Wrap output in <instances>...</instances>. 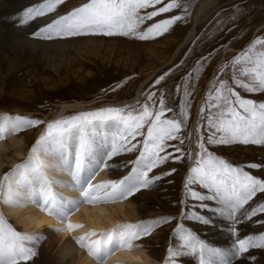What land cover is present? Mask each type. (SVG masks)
I'll use <instances>...</instances> for the list:
<instances>
[{
	"label": "snow or ice",
	"instance_id": "snow-or-ice-1",
	"mask_svg": "<svg viewBox=\"0 0 264 264\" xmlns=\"http://www.w3.org/2000/svg\"><path fill=\"white\" fill-rule=\"evenodd\" d=\"M65 2L44 0L28 7L19 14V23L27 25L38 17L54 13ZM150 8L153 11H146ZM176 9H181L184 15L142 27L147 21ZM187 14L188 9L182 7L180 0H168L167 3L165 0H88L40 28L33 37L54 40L123 36L141 41L154 40L168 33ZM209 58L197 61L193 69L197 78ZM229 70L231 82L226 76ZM164 80L165 75H161L152 87ZM192 80V73H189L183 82L184 100L180 105L179 118L167 106L164 94L158 95L150 88L144 93L146 100L142 104L103 107L47 123L43 134L30 148L28 158L0 180V203L14 208L35 207L65 226L54 231L75 232L84 227L71 221L81 208L123 203L143 190L151 189L162 177H150L149 173L168 161L170 156L176 162L182 161L185 155L192 159L190 150L186 153L178 146L183 145L186 139L191 140L185 129L190 119ZM238 88L251 94L264 93V37L255 39L245 50L221 63L199 110L200 119L207 120V144L264 147V102L244 98ZM168 113L174 114L169 116ZM42 123L41 120L21 116L0 117V140ZM203 127L202 123L197 125L196 145L199 151L185 183V196L201 202L216 201L220 207L210 210L218 212L229 222L228 231L234 237L233 243L226 250L214 248L181 225L175 230L181 243L167 249L166 264H179L180 257L191 256H197L199 264H242L251 250H264V233L241 237L237 228L245 219L252 220L258 214H264V204L241 214L257 193H264V179L250 174L245 168L264 169V163L233 165L215 155L206 146L201 131ZM138 137L143 139L138 141ZM171 141H177L178 145L170 144ZM170 147L179 155L169 153L167 149ZM137 148L141 151L132 162L128 175L94 183L99 173L119 167L116 157L132 153ZM49 170H58L70 180L52 179L48 175ZM195 184L206 189L207 194L193 190L192 185ZM54 185L79 193V198L69 199L60 195L54 191ZM202 207L208 206L202 204ZM191 218L200 224L215 226L211 217L193 214ZM170 222L171 218L165 217L139 223H118L104 231L93 229L78 236L76 243L86 249L96 264H109L117 254L133 251L134 247L141 246V241ZM45 238L42 234H26L17 230L0 212V264H29L37 257V245Z\"/></svg>",
	"mask_w": 264,
	"mask_h": 264
},
{
	"label": "rangeland",
	"instance_id": "rangeland-1",
	"mask_svg": "<svg viewBox=\"0 0 264 264\" xmlns=\"http://www.w3.org/2000/svg\"><path fill=\"white\" fill-rule=\"evenodd\" d=\"M39 1L32 2L30 7L44 2V0ZM202 1L180 0L182 7H187L188 9L185 19L178 21L168 33L154 40L141 41L123 36H81L61 39L64 45L62 47L64 59L57 71L44 70V67L36 62L34 64H25L24 68L20 66L18 71L13 72L10 76H7V73L0 75V88L2 89H0V114H11L44 122L38 127H32L20 133L19 137H22L24 141L27 140L23 150V158L20 161L22 162L28 158L29 153L27 152L39 136L43 134L47 123L80 112L67 111L61 115L60 106L64 104L94 106L86 111L98 110L103 107H119L115 103L125 99H133L139 84L146 81V78L149 79L151 73L155 71V76L148 81L141 97H135L134 99L136 100L132 104L144 103L146 100L144 93L151 88V91H156L158 95L161 92L164 94L167 106L172 108L176 118H179L180 105L184 100L182 85L189 73H192L194 88L190 97V119L187 121L185 129V134H190L191 140L186 139L183 145H178L177 141L169 142L183 148L186 153L190 150L192 159L185 155L182 161L176 162L170 156L168 161L149 173L150 177L159 175L162 179L157 181L151 189L143 190L137 194L139 196L132 198L137 200L141 198L142 206H140L141 209L139 208L141 213L139 221L130 223L165 217L171 218L170 223L158 228V231L156 230L151 237L140 242L141 246L139 247L141 251H144V254L139 257L138 264H154L153 262L166 264L167 249L170 246L176 247L181 243L175 233V230L181 225L193 231L200 239L214 248L226 250L233 243V241L230 244L221 240L218 242L216 238L208 236L209 233L219 231V228L227 221L222 217L223 220L218 212L214 213L215 211H211L220 207L216 201L206 200L201 202L185 196V183L190 173V168L194 165L196 153L199 151L195 142L197 141L198 124L202 123L204 125L201 131L205 137L206 146L215 155L228 160L233 165L245 166L249 163H264V147L238 144L232 146L207 144V120H201L199 114V110L205 101L211 84L214 82V77H216L221 63L229 61L232 57L245 50L255 39L264 37V0H217L208 10L206 9L207 11L205 10V13H201L204 14L200 21L198 18L199 22L197 21L195 25V38L185 46L180 47L182 40L193 25L195 15L200 10ZM87 2L88 0H66L52 14L59 18ZM167 2L168 0H165V3ZM13 6L15 5L10 3L9 0H0V8H4L7 13ZM157 7H160V5ZM146 11L150 12L153 9L150 8ZM0 14L2 18L0 19V31L3 32L5 30V27L3 28L2 26L5 14L1 9ZM175 15H184V13L181 9H176L173 12L162 14L153 20L147 21L142 27L146 28L155 22ZM233 16L236 17L235 20L231 19ZM3 35L6 36V33L3 32ZM33 39L35 38L33 37ZM38 40L40 41V39ZM30 54L32 60H36L38 55ZM205 57L210 58L204 62V67L197 78L193 69L197 61H201ZM161 75H165V80L160 85L152 87L154 81ZM226 76L231 82L230 70ZM46 83H48V86H46ZM25 87L26 95L28 94L29 99L21 97V95H25L23 94ZM178 88L179 91H177ZM237 91L244 98L264 102V93L251 94L239 88ZM16 94H20V97L14 96ZM174 113H168V115L173 116ZM205 116H207V113H205ZM142 139V137L137 138L138 141ZM140 151L141 149L137 148L132 153L123 154L115 158V161L120 164V171L122 170L121 178L129 174L133 167L132 162L137 159ZM167 151L173 155H179V153L174 151V148L170 147ZM26 153L27 155H24ZM12 154L13 151L7 155L11 156ZM4 161L1 158V162ZM173 169L175 171L168 175ZM9 170L10 168L4 172V175ZM106 170L108 171L109 169ZM245 170L264 179V169L257 170L246 167ZM2 176H0V180H2ZM114 179L109 178L108 180ZM192 188L201 194H207V190L198 184L192 185ZM202 204L208 207H201ZM257 204L259 206L264 204V193H257L249 201L248 205H245L244 209H242L243 211L241 210V214L246 211V208L254 206L252 208L254 209L259 207ZM143 205H145V208ZM147 208L148 210H146ZM193 214L211 217L215 221V226L210 227L200 224L191 218ZM255 217L259 225H252V229L254 228V231L257 232V229L261 228L260 230H263V232L259 231L256 233L259 235L264 233V223H260L264 221V214H258ZM118 223L129 222L124 220ZM49 227L48 230H54V226ZM44 229H41V232L38 231V233H42ZM60 246H57V252ZM78 249L76 248V254L80 252ZM152 253L156 255V259L153 257L148 259V255ZM76 256L79 258L78 254ZM246 261L252 264L256 262L247 257ZM257 261L260 264H264V257L260 256ZM179 264H199V258L197 256L180 257Z\"/></svg>",
	"mask_w": 264,
	"mask_h": 264
},
{
	"label": "bare ground",
	"instance_id": "bare-ground-1",
	"mask_svg": "<svg viewBox=\"0 0 264 264\" xmlns=\"http://www.w3.org/2000/svg\"><path fill=\"white\" fill-rule=\"evenodd\" d=\"M9 1L15 6H13L9 10L8 13L5 12L4 8H0L1 11L5 14L4 24L2 26L3 28L5 27V30H3V32L6 33V36H4L3 32L0 31V75L2 73L4 74L7 73V76H10V74H12L13 72H17L20 66L21 68H24L25 64H34L36 62L42 65L44 67V70L50 69V70L57 71V69H59L64 59L63 48H62L64 45L62 44L61 39H54V40L40 39L39 41L37 38L33 39V33L37 32L40 28L51 23L53 20L58 19V17H55L53 16L52 13H50L47 16L38 17L36 20L30 21L29 24L27 25H22L19 23V19H18L19 14L22 13L23 10H25L26 8L30 7L32 2L39 1V0H9ZM216 1L217 0H203L202 1L200 10L195 15L193 25L188 30L187 34L182 40L180 47L185 46L186 44H188L190 41H192L195 38V35H196L195 25L198 21L199 15L202 12H204L206 9H208L209 6L214 4ZM0 19H2L1 14H0ZM30 53H34V55L37 54L38 58L36 57V60H32ZM20 61L22 65H20L21 64ZM155 74H156V71L152 72L149 79L146 78V81H143L142 83L139 84V87L134 95V98L141 97V95L143 94L147 86L146 84L148 83V81H150L151 78L155 76ZM48 83H46V86H48ZM5 86H6V83H5ZM23 90H24L23 94L25 95H21V97H25L26 99H29L28 94L26 95V87ZM14 96L18 98V96L20 97V94L19 95L16 94ZM134 98L130 100L125 99L124 101L116 102L115 104L119 107H124L125 105L132 104L133 101L136 100ZM85 105L83 104H64L63 106H60L61 115H63L67 111H80L81 112V111H86L88 108L94 107V106H85ZM4 116L15 117L14 115H11V114H5V113L0 114V117H4ZM19 135L20 133L14 134V135L9 136L7 139L0 140V176L4 175V172L7 171L8 168H10L9 171H11L12 169L16 167L17 164H20L23 162V161L22 162L20 161L23 158V153H24L23 150L27 143V140L24 141L22 137H19ZM12 151H13V154L11 156H8L7 154ZM29 151L27 153H29ZM27 153L24 155H27ZM1 158H3L6 162L5 161L1 162ZM121 171H120V167L109 169L108 171L105 170L99 173L94 183L99 184L102 182H107L109 181L108 180L109 178L111 179L119 178L120 179L122 175ZM48 175L50 178L58 180V181H69L70 180V177H68L66 174L58 170H49ZM54 191H56L60 195L67 197L69 199L79 198V193L72 191L69 188L62 187L60 185H54ZM150 192H149V195H150ZM149 195L148 197L150 198ZM152 196L153 194L151 195V198ZM141 202H142V199L139 198L138 200L131 199L123 203L109 204V205H104V206H99V207L85 206L81 208L80 211L77 212L74 216L71 217V221L73 223H79V224L84 225L83 228L78 229L75 232H69V231L56 232L53 229L48 230V228H50L49 226H54L53 227L54 229L63 228L65 226L61 224L58 220H56L54 217H50L40 212L39 209L35 207L14 208V207L6 206L3 203H0V212L3 213V215L9 220V222H11L12 224L14 223L13 226L16 227L17 230H20L26 234H38V235L42 234L44 237H46L45 239L41 240L39 245H37L38 255L32 261H30L29 264H96L95 260L87 254L86 249H82L76 243V237L85 235L87 232L93 229L97 231H104V230L110 229L113 226H115L117 222H122L124 220H127L129 223L135 222L137 220L139 221V219L141 218L140 216L141 213L139 211L140 206H142ZM143 206L145 208V205ZM252 208L251 207L246 208V211H251ZM146 210H148V208ZM147 216H148V213H147ZM228 224L229 222L225 221V224H223V226L219 228V231H217L216 233L215 232L209 233L208 236H210L211 238H216L218 242L221 240L223 242L231 244L234 237L228 231ZM252 225H259L256 217H253L252 220L245 219L243 223L237 225V228L240 231L241 237H244L247 235H257L256 233L259 231L263 232V230H260L261 228L257 229L258 231L255 232L254 228L252 229ZM43 228H45L44 231L42 233H38V231H40ZM57 246L58 247L60 246V249L58 252L56 251ZM76 248H79L78 250L80 251L77 253L79 258H77L76 256L77 255ZM150 248L152 249V247ZM153 253L148 255V259L149 257L151 258L153 257L156 259L155 257L156 255H154ZM142 254H144V251H141L140 247L137 246V247H134L133 251H125V252H121L117 254L115 257L109 260V264H138V259ZM260 256L264 257V250L262 249H255V250L250 251L248 254H246L247 258L255 257L254 259V261H256L254 262L255 264H260L257 261V259ZM153 263L157 264L156 262H153ZM237 264H241V262H238ZM242 264H252V263H249L245 259L242 262Z\"/></svg>",
	"mask_w": 264,
	"mask_h": 264
},
{
	"label": "water",
	"instance_id": "water-1",
	"mask_svg": "<svg viewBox=\"0 0 264 264\" xmlns=\"http://www.w3.org/2000/svg\"><path fill=\"white\" fill-rule=\"evenodd\" d=\"M209 7H210V6H209ZM207 10H208V9H207ZM207 10H206V11H207ZM206 11H204V13H205ZM204 13H203V14H204ZM203 14L199 15V16H200V17H199V21H200V19H201V17H202ZM199 21H198V22H199ZM196 24H197V23H196Z\"/></svg>",
	"mask_w": 264,
	"mask_h": 264
}]
</instances>
